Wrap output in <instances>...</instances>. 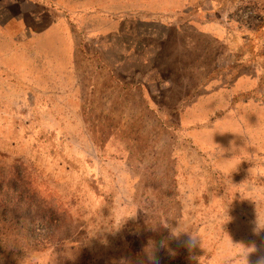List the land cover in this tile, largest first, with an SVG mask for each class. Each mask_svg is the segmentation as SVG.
Listing matches in <instances>:
<instances>
[{
  "label": "rangeland",
  "instance_id": "1",
  "mask_svg": "<svg viewBox=\"0 0 264 264\" xmlns=\"http://www.w3.org/2000/svg\"><path fill=\"white\" fill-rule=\"evenodd\" d=\"M14 165L37 191L0 197V264H256L264 0H0Z\"/></svg>",
  "mask_w": 264,
  "mask_h": 264
},
{
  "label": "trees",
  "instance_id": "2",
  "mask_svg": "<svg viewBox=\"0 0 264 264\" xmlns=\"http://www.w3.org/2000/svg\"><path fill=\"white\" fill-rule=\"evenodd\" d=\"M3 178L0 179V197L7 196L3 215L10 211L20 210L21 208H31L33 201L29 197L28 190L37 191V185L32 177H29L26 170L19 166H10L9 169L1 171ZM7 175V176H6ZM22 187L23 190H19ZM15 196L13 200H8L10 194ZM4 201V200H3Z\"/></svg>",
  "mask_w": 264,
  "mask_h": 264
},
{
  "label": "clouds",
  "instance_id": "3",
  "mask_svg": "<svg viewBox=\"0 0 264 264\" xmlns=\"http://www.w3.org/2000/svg\"><path fill=\"white\" fill-rule=\"evenodd\" d=\"M192 245H194V241L192 240V238H190L186 242V246L191 247ZM242 249L243 251L241 252L238 264H249L248 255L249 253L254 252L256 249L254 246L248 248L242 246ZM256 264H264V256L259 257L256 261Z\"/></svg>",
  "mask_w": 264,
  "mask_h": 264
},
{
  "label": "crops",
  "instance_id": "4",
  "mask_svg": "<svg viewBox=\"0 0 264 264\" xmlns=\"http://www.w3.org/2000/svg\"><path fill=\"white\" fill-rule=\"evenodd\" d=\"M162 15V14H161ZM177 27H179V26H177ZM209 28V27H208ZM208 28H206V30L201 26V27H198L197 29V31H199L200 33H202V34H205V33H209V34H212L213 36L215 35V31L213 30H211V29H208ZM241 78V77H240ZM219 94H220V92H219ZM226 107H225V105H223L222 103L221 104H218L217 105V107H215L214 109H215V111H222V110H224Z\"/></svg>",
  "mask_w": 264,
  "mask_h": 264
}]
</instances>
